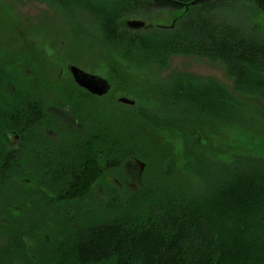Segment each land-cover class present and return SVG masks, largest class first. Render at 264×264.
<instances>
[{
  "label": "trees",
  "instance_id": "16d2710c",
  "mask_svg": "<svg viewBox=\"0 0 264 264\" xmlns=\"http://www.w3.org/2000/svg\"><path fill=\"white\" fill-rule=\"evenodd\" d=\"M190 1L62 0L66 9L91 15L104 45L130 66L167 69L174 57L205 58L226 70L233 87L208 79L160 94L166 104L182 108L180 124H161L150 112L131 114L129 122L109 120L101 111L83 118L74 113L86 137L64 134L65 149L55 152L34 131L41 110L26 104L17 120H27L21 127L34 138L30 156L41 172L50 173L34 196L19 191L0 167V264H264V157L215 162L194 140L203 131L214 134L218 125L242 124L252 113L264 120V110L251 103H264V36L246 25L249 14L264 12V0H196V8L184 11ZM166 12L180 13L173 27L126 26L130 18L152 20ZM119 73L127 75L118 70L112 81H122ZM160 128L182 139L184 164L163 150ZM136 158L147 164L142 186H124L120 200L103 202L102 214L91 217L87 204L98 202H92V186L108 182L110 171ZM16 164L11 160L4 168ZM33 197L46 207H62L54 222L38 232L29 221L4 224L8 202ZM68 202L79 206L69 210Z\"/></svg>",
  "mask_w": 264,
  "mask_h": 264
},
{
  "label": "rangeland",
  "instance_id": "374dc122",
  "mask_svg": "<svg viewBox=\"0 0 264 264\" xmlns=\"http://www.w3.org/2000/svg\"><path fill=\"white\" fill-rule=\"evenodd\" d=\"M62 3V0H0L1 60H19L24 63L26 68H22V72H20V76L25 79L24 83L31 79V83H28L39 88L41 84H37L36 75L45 76L47 78L44 80L57 82L59 97L66 99L64 95L69 96L74 93L81 95L91 109L105 113L109 120L116 117L120 122H123L124 119L129 122L127 117L140 111L144 117L146 112L152 113L151 115L156 120H163L161 124L165 125L173 120L180 124L184 120L181 118L184 115H181L180 112L182 108L177 105L173 107L161 100L160 94L169 91L175 84L190 82L201 84L204 80L209 79L220 82L227 89L233 87V81L227 76L226 70L219 63H212L205 58L174 57L167 69L157 66H145L144 68L130 66L119 59L114 49L104 45L98 24L91 15L85 11L66 9ZM179 15V12H166L156 13L152 20L142 18L148 26L171 27ZM233 19L237 24L240 22L238 16ZM243 20L245 19L243 18ZM248 21L246 25L252 32L258 36H264L263 11H254L249 14ZM116 63H121V65L117 66ZM73 65L83 72L107 80L111 85L109 93L104 97L90 98L88 91L85 92L77 87L73 75L68 71V67ZM118 70L124 71L127 75L122 77L119 73L117 75L122 77V81H112L113 73ZM122 98L135 101L134 106L121 103ZM251 103L254 104L253 107L264 110V103L261 101L254 100ZM65 105L60 101V109ZM63 110L65 118L68 121L73 120L70 116L71 112L66 108ZM260 118L259 115L252 113L242 124L218 125L215 127L214 134L203 131L194 140L199 142L198 145L205 153L214 155L212 159L215 162L230 163L234 157L243 156L264 157V120ZM158 135L160 138L162 136L161 140H163L160 141L163 143L161 144L163 150L175 154L176 157L178 155V159L184 164L185 161L181 154L183 145L179 140L181 138L178 136L177 138L174 134L170 136L161 128ZM111 141L114 140L111 139ZM107 157L112 158L111 155H107ZM133 160L126 161L121 170L114 168L113 171H110L107 177L108 182L101 180L92 186L96 197L92 202L95 200L100 204L98 205V202L87 204L92 205L90 213H94L91 217H99L102 214L101 205L103 202L116 197L120 200L121 190H124V186L133 191H136L138 186H142L141 179L146 180L148 175L147 164L138 158ZM20 201L16 199V202ZM68 206L66 207L69 210H73L79 205L68 202ZM58 207L62 209V207ZM57 208L46 207L38 201L35 206L26 209L18 207L10 209L6 206L5 213H3L4 224L9 225V219L14 223L29 221L36 225V232H38L43 223L55 221L52 218L55 216L57 218ZM97 219L100 220V218L94 220ZM53 225L54 223L50 227L51 231L56 228ZM2 242L4 243V240Z\"/></svg>",
  "mask_w": 264,
  "mask_h": 264
},
{
  "label": "flooded vegetation",
  "instance_id": "af4514ba",
  "mask_svg": "<svg viewBox=\"0 0 264 264\" xmlns=\"http://www.w3.org/2000/svg\"><path fill=\"white\" fill-rule=\"evenodd\" d=\"M195 2L196 0L184 3V10L189 11V9L196 8ZM1 59L0 56V167L3 168V173L14 177V183H17L15 185L19 188V191L32 192L36 196L39 195L42 190L41 185L43 186L45 182L42 176L48 175L50 172H41L35 160H32L33 156L31 157L30 153L34 152V147L32 146L34 138L30 129L21 127L27 120H22V124H20L19 119L17 120V115L20 112H25L26 104H29L36 110L40 109L42 117L35 123L34 131L41 135V145H44L46 150L55 152L57 149H65L67 143L64 142L63 144L64 134L69 135L74 133L75 136L86 137V134H84L86 127L78 122L76 115L83 118L87 114H92V112L98 110L91 109L88 103L84 102L81 95L76 93L69 94V96L64 95L66 99H62L59 97L57 82L55 80H44V78H47L45 76L40 77L36 75L35 78L37 84H41L42 87L37 88L35 85L29 84L31 83V79L24 83L25 79L20 76L21 69L25 67L24 63H21L19 60ZM29 73L31 72L29 71ZM73 79L76 83L74 76ZM77 87L79 86L77 85ZM80 88L83 89L82 87ZM83 90L85 92L88 91L87 89ZM88 93L90 98L106 96H96L89 91ZM60 101L62 104H66L61 109ZM64 108L71 112L70 116L73 120L68 121L65 118L63 113ZM73 113H76V115L74 116ZM90 127L92 128L93 125H90ZM11 160L16 161L17 164L13 168L10 166L4 168L6 163ZM38 200L39 197L28 198V200H21L20 202L12 199L6 206L10 209L14 207L26 209L35 206Z\"/></svg>",
  "mask_w": 264,
  "mask_h": 264
},
{
  "label": "water",
  "instance_id": "95a60500",
  "mask_svg": "<svg viewBox=\"0 0 264 264\" xmlns=\"http://www.w3.org/2000/svg\"><path fill=\"white\" fill-rule=\"evenodd\" d=\"M126 26L129 27V29L133 30H143L144 28L149 27L144 20H131L126 22ZM173 27V26H172ZM162 28V27H160ZM167 28V27H163ZM69 71L71 75L74 76L76 84L79 87H82L83 89H87L89 92L96 96H104L107 95L111 89V85L108 83L107 80L103 79L100 76H94L91 74H88L86 72H83L81 69H79L76 66L69 67ZM121 103H125L128 105L134 106L135 101H131L127 98H122ZM142 167H144L143 164H141Z\"/></svg>",
  "mask_w": 264,
  "mask_h": 264
}]
</instances>
